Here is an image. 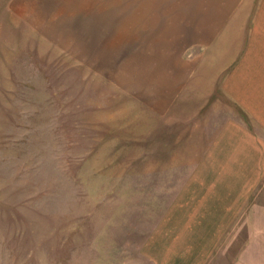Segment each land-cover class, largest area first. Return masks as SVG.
Here are the masks:
<instances>
[{
    "label": "rangeland",
    "instance_id": "374dc122",
    "mask_svg": "<svg viewBox=\"0 0 264 264\" xmlns=\"http://www.w3.org/2000/svg\"><path fill=\"white\" fill-rule=\"evenodd\" d=\"M260 1L0 0V264H264V163L247 179L240 163H202L195 130L157 161L150 108L119 87L141 13ZM234 183L212 210L191 194L190 232L160 238V222L183 219V188Z\"/></svg>",
    "mask_w": 264,
    "mask_h": 264
},
{
    "label": "crops",
    "instance_id": "0c3cea01",
    "mask_svg": "<svg viewBox=\"0 0 264 264\" xmlns=\"http://www.w3.org/2000/svg\"><path fill=\"white\" fill-rule=\"evenodd\" d=\"M260 2L255 13H249L250 8L247 13H141L131 73L123 75L119 87L129 100L143 101L150 108V145L159 153L157 161L165 162L174 144L192 143L197 132L195 139L208 151L202 163H240L238 177L262 175L255 168V162L264 163V0ZM236 184L225 189L204 185L203 191L183 188V203L176 209L183 210V219L160 222V238H172L181 229L190 232L185 204L191 194L198 193L212 210L221 205L216 192H238L233 189ZM222 224L216 225L218 235ZM201 226L205 233L209 225L204 221ZM173 249L176 256L183 253L180 246Z\"/></svg>",
    "mask_w": 264,
    "mask_h": 264
}]
</instances>
